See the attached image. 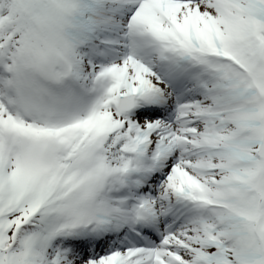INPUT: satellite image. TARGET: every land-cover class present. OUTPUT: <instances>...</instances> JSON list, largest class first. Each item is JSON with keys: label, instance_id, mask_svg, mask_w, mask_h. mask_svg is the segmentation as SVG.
<instances>
[{"label": "snow or ice", "instance_id": "obj_1", "mask_svg": "<svg viewBox=\"0 0 264 264\" xmlns=\"http://www.w3.org/2000/svg\"><path fill=\"white\" fill-rule=\"evenodd\" d=\"M0 264H264V0H0Z\"/></svg>", "mask_w": 264, "mask_h": 264}]
</instances>
